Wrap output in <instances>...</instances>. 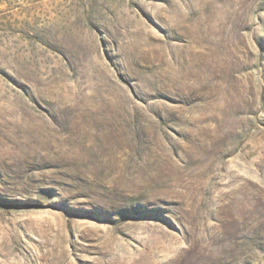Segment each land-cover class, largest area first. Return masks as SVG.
Masks as SVG:
<instances>
[{
	"label": "rangeland",
	"instance_id": "obj_1",
	"mask_svg": "<svg viewBox=\"0 0 264 264\" xmlns=\"http://www.w3.org/2000/svg\"><path fill=\"white\" fill-rule=\"evenodd\" d=\"M0 264H264V0H0Z\"/></svg>",
	"mask_w": 264,
	"mask_h": 264
}]
</instances>
